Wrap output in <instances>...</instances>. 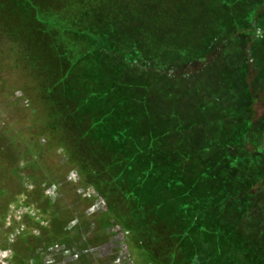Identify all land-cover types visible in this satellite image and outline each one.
<instances>
[{
  "label": "trees",
  "instance_id": "obj_1",
  "mask_svg": "<svg viewBox=\"0 0 264 264\" xmlns=\"http://www.w3.org/2000/svg\"><path fill=\"white\" fill-rule=\"evenodd\" d=\"M1 21L91 171L158 238H188L196 264H264V0H0ZM193 67L222 102L160 107Z\"/></svg>",
  "mask_w": 264,
  "mask_h": 264
},
{
  "label": "rangeland",
  "instance_id": "obj_2",
  "mask_svg": "<svg viewBox=\"0 0 264 264\" xmlns=\"http://www.w3.org/2000/svg\"><path fill=\"white\" fill-rule=\"evenodd\" d=\"M2 27L3 21L0 264H196L188 238L180 242L173 237L158 238L165 235L163 230L134 214L131 206L112 192L106 178L94 175L83 146H78L67 127L70 124L63 122L61 108L42 92L53 84L42 74L23 70L19 57L14 55L20 46H26V40L8 37ZM195 68L184 80L189 94L184 95L182 84L172 79L178 89L171 88L160 107H178L185 117L190 115L189 102L194 99L202 102L195 101L194 107H216L222 102L220 91L196 88L195 84L202 83L199 77L192 79ZM210 81L208 76L205 83ZM205 94L218 100L209 104L210 99H203ZM202 118L210 120L208 128L226 124L220 111ZM168 138L172 141V137ZM198 264L206 263L199 259Z\"/></svg>",
  "mask_w": 264,
  "mask_h": 264
},
{
  "label": "clouds",
  "instance_id": "obj_3",
  "mask_svg": "<svg viewBox=\"0 0 264 264\" xmlns=\"http://www.w3.org/2000/svg\"><path fill=\"white\" fill-rule=\"evenodd\" d=\"M5 255H6V253H5Z\"/></svg>",
  "mask_w": 264,
  "mask_h": 264
}]
</instances>
